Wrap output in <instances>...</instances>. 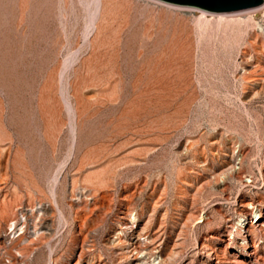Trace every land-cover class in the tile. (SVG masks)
<instances>
[{
  "label": "rangeland",
  "instance_id": "obj_1",
  "mask_svg": "<svg viewBox=\"0 0 264 264\" xmlns=\"http://www.w3.org/2000/svg\"><path fill=\"white\" fill-rule=\"evenodd\" d=\"M92 1L0 0V264H256L264 4L103 0L89 46Z\"/></svg>",
  "mask_w": 264,
  "mask_h": 264
},
{
  "label": "bare ground",
  "instance_id": "obj_2",
  "mask_svg": "<svg viewBox=\"0 0 264 264\" xmlns=\"http://www.w3.org/2000/svg\"><path fill=\"white\" fill-rule=\"evenodd\" d=\"M263 4H264V0H263ZM102 6H103V0H93L92 1V11H90L89 19H88L87 26H86L85 33H84V37H83L84 44H88L89 46H91L93 38L98 37V35L100 34L99 22L101 21V16H102ZM261 6H259L257 8L250 9V10L236 12V13H229V14H212V13H207V12L200 11V10H197V11H199L201 13V15H203V16L208 14L209 16H213V18H215V17L218 18V21L216 22L217 26L234 25V24L238 25L237 21H233L234 22L233 23L231 19L235 18L237 16H240L242 14L254 13V12L260 10L259 8ZM262 9H264V6L261 8V10ZM194 10H196V9H194ZM250 46L253 49L254 54H252L251 52H244L243 53L244 62L249 64L250 66H254L255 68L258 67L260 72L262 71L260 74L261 78L259 79V82L262 83V82H264V67H261L258 65L259 61H258V58L256 57L258 52L260 51L258 46H257V37L251 38ZM247 81L256 82L257 80L253 79V78H250V79L248 78ZM227 158H228V161H227V163L225 162L226 165L224 166L222 172H220L218 174V176L220 177L219 182H221V183L224 182V180H225L224 176L225 175L235 176L238 174V170H239V167H238L239 163H237V167H235V164L233 162L234 158H235L233 151L230 152V155L227 156ZM54 205L56 206L55 202H54ZM249 206L253 209L251 202L242 204L243 208H247ZM259 213H260V211L256 210L255 214H254V219H250L245 224H244V220L239 222V225L244 224L243 228H241L242 229L241 231L244 232L245 238L242 239V241L245 243L247 242V240L250 241L249 248L252 250V252H250L249 255H247L248 260L250 262L256 263V264H257V262L264 263V257L257 255L255 253V247L256 246L254 245V242L252 239L254 237L253 236L254 232H261L262 234H264V221H261L260 219H256V218H258L257 214H259ZM132 219H134V216L132 217ZM200 219H201V217H200ZM207 257L210 258L211 255L208 254ZM213 264H220V263H219V261L217 262V260H216Z\"/></svg>",
  "mask_w": 264,
  "mask_h": 264
},
{
  "label": "water",
  "instance_id": "obj_3",
  "mask_svg": "<svg viewBox=\"0 0 264 264\" xmlns=\"http://www.w3.org/2000/svg\"><path fill=\"white\" fill-rule=\"evenodd\" d=\"M177 7H185L212 14H229L257 8L263 0H157Z\"/></svg>",
  "mask_w": 264,
  "mask_h": 264
}]
</instances>
